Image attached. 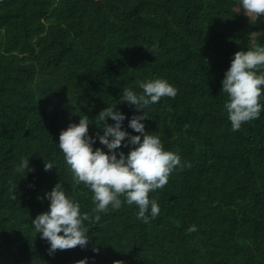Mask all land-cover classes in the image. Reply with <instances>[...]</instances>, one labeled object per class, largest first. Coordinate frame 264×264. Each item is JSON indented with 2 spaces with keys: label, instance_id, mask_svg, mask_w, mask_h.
Listing matches in <instances>:
<instances>
[{
  "label": "trees",
  "instance_id": "16d2710c",
  "mask_svg": "<svg viewBox=\"0 0 264 264\" xmlns=\"http://www.w3.org/2000/svg\"><path fill=\"white\" fill-rule=\"evenodd\" d=\"M254 44L264 46V17L249 20L239 0H0V264H264V110L232 131L221 92L234 54ZM154 79L177 95L143 109L142 123L191 167L149 194L160 208L150 223L122 203L84 222L85 249L49 255L32 220L56 183L82 215H96L57 147L60 132L83 114L89 136L102 135L97 115L115 107L122 130L139 135L128 122L142 113L121 96ZM93 148L107 152L98 140ZM25 159L33 171L24 175Z\"/></svg>",
  "mask_w": 264,
  "mask_h": 264
},
{
  "label": "clouds",
  "instance_id": "9594fccd",
  "mask_svg": "<svg viewBox=\"0 0 264 264\" xmlns=\"http://www.w3.org/2000/svg\"><path fill=\"white\" fill-rule=\"evenodd\" d=\"M239 3L249 20L264 17V0H239ZM221 84V92L227 94L228 98L223 107L232 131H239L242 124L258 119L264 110L261 103L264 97V46L254 44L250 50L236 52ZM138 86L142 93L126 88L121 103L134 106L137 112L142 113L132 116L128 122V128L139 135L122 130L126 117L114 110L115 107H106L97 115L102 125V135L89 136L90 120L83 114L78 124L69 123L60 132L57 147L63 154L74 183L83 184L92 192L95 205L92 211L96 215H82L79 203L66 196L62 185L56 183L45 195L50 202L48 211L32 220L35 232L41 234L40 238L50 245L47 250L49 255L57 250L85 249L90 237L84 222L98 223L101 218L99 213H107L109 208L119 210L122 203L137 206V219L145 224L150 223L159 215L160 208L149 194L166 186L174 171L191 167L190 163H182L176 152L166 151L159 136L146 132V126L142 123L147 120L143 109L158 103L163 97L175 98L177 89L164 79L139 82ZM108 119L114 124L109 125ZM97 140L107 152L102 148H93ZM122 147L129 148L126 155L123 151H117ZM43 167L48 172L54 168V164L44 163ZM16 171L24 175L26 171H33L29 168V159L22 160ZM15 189L16 184H13L10 188L12 199H16ZM195 231L197 228L192 225L186 234ZM92 251L98 253L99 249L93 247ZM76 264H87V258ZM113 264L123 262L117 260Z\"/></svg>",
  "mask_w": 264,
  "mask_h": 264
}]
</instances>
